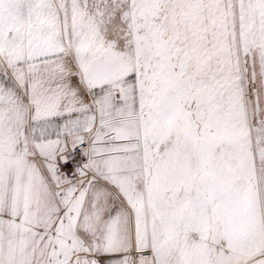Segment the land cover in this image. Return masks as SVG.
I'll return each instance as SVG.
<instances>
[{
  "label": "snow or ice",
  "instance_id": "obj_1",
  "mask_svg": "<svg viewBox=\"0 0 264 264\" xmlns=\"http://www.w3.org/2000/svg\"><path fill=\"white\" fill-rule=\"evenodd\" d=\"M0 264H264V0H0Z\"/></svg>",
  "mask_w": 264,
  "mask_h": 264
}]
</instances>
